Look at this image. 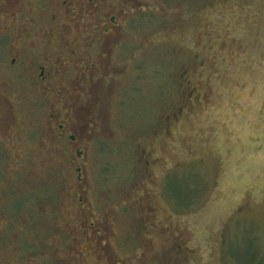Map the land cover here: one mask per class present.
<instances>
[{"label": "rangeland", "instance_id": "obj_1", "mask_svg": "<svg viewBox=\"0 0 264 264\" xmlns=\"http://www.w3.org/2000/svg\"><path fill=\"white\" fill-rule=\"evenodd\" d=\"M35 1L0 0V264H264V0H102L84 23L126 35L59 104L65 79L6 95L11 55L54 44L58 4ZM54 105L84 129L81 195L44 133Z\"/></svg>", "mask_w": 264, "mask_h": 264}, {"label": "flooded vegetation", "instance_id": "obj_2", "mask_svg": "<svg viewBox=\"0 0 264 264\" xmlns=\"http://www.w3.org/2000/svg\"><path fill=\"white\" fill-rule=\"evenodd\" d=\"M101 1L36 0L34 2L36 6H43L44 4H50V2L58 4L48 12L47 17L43 18L41 16L48 23L45 35L51 37L54 44L50 43L49 38L42 36L43 38L37 40L36 46L19 49L11 55L5 64L6 71L9 73L7 81V85L9 86L5 85L6 95L11 92V98H15L17 96V93L14 94L15 91L19 93V90L24 89L25 92L30 93L37 90L43 96V99H47V94L52 96L50 90L51 92L54 90L51 83L55 78H59L60 80H67L70 88L67 91L66 86H61L55 92L56 103L59 102L57 99L58 95L60 99L67 97L75 100L78 99V94L84 92V88L80 86L82 81L86 78L92 81L94 75L100 74L97 71V67L99 62H102L100 59L104 55L97 53V47H100V51L105 53L114 43L116 44L120 41L122 36L126 35L124 27L119 26V22L115 20V16L113 15H110L107 20H93L94 28L90 24L84 23L85 19L92 21L93 18L91 17L96 14V10L99 7L102 8L100 5ZM98 2L99 6L97 5ZM44 11L42 10L41 12ZM83 11L87 12V17L82 15ZM102 14L106 15L105 13ZM104 17H107V15ZM21 18L24 19V22L29 23L30 28H35L34 16L30 10H26L18 19ZM61 19L66 20V23L61 24ZM26 36H33V34L29 32ZM1 37L0 45L3 44ZM56 42L62 43L61 46L64 48V51H62L63 55L77 58L69 67L66 66V57L48 58L51 52H55L57 48ZM6 95L4 96L6 97ZM52 97L54 98V96ZM17 100L15 104L19 103ZM6 101L8 104H11L10 98H6ZM54 107L47 109L49 112L44 115V133H46V136L52 143L59 147V151L61 149L64 162L66 161L70 169L74 170L72 175H74L76 182L75 188H78L77 191L81 195L85 191V178H83V167L81 165L84 155V150H81L83 149L81 144L86 140L81 134L84 129L75 115L72 116L70 113L62 114L60 108L55 105ZM66 116H69L68 119ZM11 123L0 120V143L4 145L13 144L14 142L15 136L8 134L10 128L8 124L11 125ZM30 131L27 135L28 139L31 137ZM77 134L80 142H77ZM23 137H25L24 134ZM63 167L65 168L66 166L63 165ZM78 203L81 205L82 199H79Z\"/></svg>", "mask_w": 264, "mask_h": 264}]
</instances>
